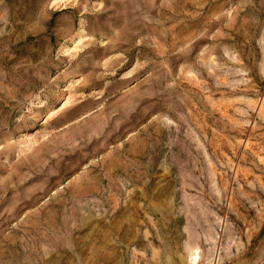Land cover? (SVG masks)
<instances>
[{
  "label": "rangeland",
  "instance_id": "obj_1",
  "mask_svg": "<svg viewBox=\"0 0 264 264\" xmlns=\"http://www.w3.org/2000/svg\"><path fill=\"white\" fill-rule=\"evenodd\" d=\"M0 264H264V0H0Z\"/></svg>",
  "mask_w": 264,
  "mask_h": 264
}]
</instances>
